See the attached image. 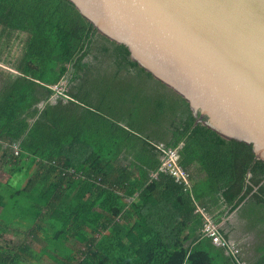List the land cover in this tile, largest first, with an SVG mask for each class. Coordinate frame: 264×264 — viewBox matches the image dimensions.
<instances>
[{
  "label": "trees",
  "instance_id": "trees-1",
  "mask_svg": "<svg viewBox=\"0 0 264 264\" xmlns=\"http://www.w3.org/2000/svg\"><path fill=\"white\" fill-rule=\"evenodd\" d=\"M13 34L24 43L9 63ZM3 36L0 61L18 73L0 67V156L11 163L0 182V264H237L210 238L185 246L197 206L215 216L214 200L227 203L237 238L264 241V162L194 124L184 99L125 45L66 0H0ZM177 143L190 187L152 177L154 146Z\"/></svg>",
  "mask_w": 264,
  "mask_h": 264
},
{
  "label": "water",
  "instance_id": "water-1",
  "mask_svg": "<svg viewBox=\"0 0 264 264\" xmlns=\"http://www.w3.org/2000/svg\"><path fill=\"white\" fill-rule=\"evenodd\" d=\"M188 104L194 124L264 162V0H66Z\"/></svg>",
  "mask_w": 264,
  "mask_h": 264
},
{
  "label": "built area",
  "instance_id": "built-area-1",
  "mask_svg": "<svg viewBox=\"0 0 264 264\" xmlns=\"http://www.w3.org/2000/svg\"><path fill=\"white\" fill-rule=\"evenodd\" d=\"M56 86L57 85H52L50 89ZM58 88V94H62L63 88L61 86H59ZM51 96L56 97V95ZM159 146V150L169 148L162 145ZM179 147L180 146L174 148V157H172L166 150H164L163 161L159 162V165L157 167L158 170H156V172L152 174V177H156L157 173L162 172L165 174H169L174 179H176V181L183 183V185H185L186 187H189L191 184L190 174L188 173V171L183 169L178 162L180 154V151L178 149ZM196 211L198 212V222L199 224H201L200 236L210 238L212 245L222 248L224 249V251L230 252L234 256L233 258L235 259L237 264H247L239 258L240 249L238 245H236L235 243H231L224 236L220 227V222L217 220V218L200 207H198Z\"/></svg>",
  "mask_w": 264,
  "mask_h": 264
},
{
  "label": "crops",
  "instance_id": "crops-1",
  "mask_svg": "<svg viewBox=\"0 0 264 264\" xmlns=\"http://www.w3.org/2000/svg\"><path fill=\"white\" fill-rule=\"evenodd\" d=\"M6 69L10 72L18 73L11 67ZM214 202V206L216 207L215 217H221L223 219L220 223L221 230L228 240L235 244H238L242 261L247 264H255V262H258L257 264H263L262 262H260L264 255V250H260L264 248V241L262 237L254 235L250 232L246 236L237 238L234 231L231 228L225 226L226 220L231 216V214H228L229 207L227 203L220 204L218 200H214ZM198 224V221L194 222L189 227L188 232L185 234V236L187 237L185 243L187 249H191L192 246L195 244L196 239L200 237V227ZM222 226H225V229H222Z\"/></svg>",
  "mask_w": 264,
  "mask_h": 264
},
{
  "label": "rangeland",
  "instance_id": "rangeland-1",
  "mask_svg": "<svg viewBox=\"0 0 264 264\" xmlns=\"http://www.w3.org/2000/svg\"><path fill=\"white\" fill-rule=\"evenodd\" d=\"M19 36H17V35H15V34H13L9 39H7L6 40V37L5 36H3L2 38H0V41L2 42V43H4L5 42V40H6V42H5V44H7L8 45V47H7V51H9L10 50V53H11V55H10V58H9V60H8V62L9 63H13V62H15V60H16V57H18V54H19V52L21 51V49H22V45H23V43H24V40L23 39H21V38H18ZM0 65H1V68L2 69H5V70H7L6 68H5V65H4V63L3 62H1L0 61ZM61 85H64L65 84V82L64 81H62L61 83H60ZM59 86H56V87H53L52 89H50L49 91H50V94L51 95H56V97L57 96H62V97H65L64 95H63V93L62 94H57L58 93V91H59V88H58ZM65 99H67L66 97H65ZM24 128H25V130H27V131H30V127L29 126H24ZM162 146H164V145H162ZM177 146H180L178 149H179V151H180V148H181V143H177V144H174V145H170V146H167V147H169V148H164V149H162V150H159V148L158 147H160L159 145L158 146H154V147H156V150L158 151V153L161 155V157H160V161L162 162L163 161V152H164V150H166L172 157H174V148L175 147H177ZM153 147V148H154ZM15 152H17V150H15ZM177 153V152H176ZM9 166H8V165ZM10 167H11V163L10 162H8V163H5L4 162V160H3V158L0 156V182H4V180H6V179H8V178H10V175H9V169H10ZM24 183V182H23ZM22 183V184H23ZM190 187V186H189ZM199 206H197V208H198Z\"/></svg>",
  "mask_w": 264,
  "mask_h": 264
},
{
  "label": "clouds",
  "instance_id": "clouds-1",
  "mask_svg": "<svg viewBox=\"0 0 264 264\" xmlns=\"http://www.w3.org/2000/svg\"><path fill=\"white\" fill-rule=\"evenodd\" d=\"M5 68H8V67L5 66ZM229 241H230V240H229ZM230 242H231V241H230ZM231 243H233V242H231ZM236 245H238V244H236ZM238 247H239V246H238ZM239 249H240V248H239ZM240 255H241V254H240Z\"/></svg>",
  "mask_w": 264,
  "mask_h": 264
},
{
  "label": "flooded vegetation",
  "instance_id": "flooded-vegetation-1",
  "mask_svg": "<svg viewBox=\"0 0 264 264\" xmlns=\"http://www.w3.org/2000/svg\"><path fill=\"white\" fill-rule=\"evenodd\" d=\"M62 82V81H61Z\"/></svg>",
  "mask_w": 264,
  "mask_h": 264
}]
</instances>
